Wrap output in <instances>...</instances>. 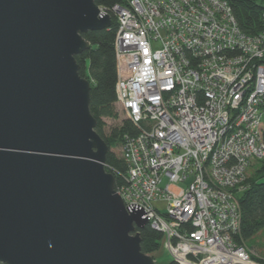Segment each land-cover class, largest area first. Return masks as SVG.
<instances>
[{
    "label": "built area",
    "instance_id": "obj_1",
    "mask_svg": "<svg viewBox=\"0 0 264 264\" xmlns=\"http://www.w3.org/2000/svg\"><path fill=\"white\" fill-rule=\"evenodd\" d=\"M102 10L118 22L117 102L138 128L115 186L127 210L178 264H260L238 236L248 169L264 162V28L246 33L228 0Z\"/></svg>",
    "mask_w": 264,
    "mask_h": 264
},
{
    "label": "water",
    "instance_id": "obj_2",
    "mask_svg": "<svg viewBox=\"0 0 264 264\" xmlns=\"http://www.w3.org/2000/svg\"><path fill=\"white\" fill-rule=\"evenodd\" d=\"M95 0H0V263L158 264L106 169L76 55Z\"/></svg>",
    "mask_w": 264,
    "mask_h": 264
},
{
    "label": "trees",
    "instance_id": "obj_3",
    "mask_svg": "<svg viewBox=\"0 0 264 264\" xmlns=\"http://www.w3.org/2000/svg\"><path fill=\"white\" fill-rule=\"evenodd\" d=\"M232 5L237 20L242 29L248 34H257L264 28L263 13L264 0H228ZM104 10L110 12L112 7L124 0H95ZM112 23L109 27L100 30H90L84 37L90 42V48L76 55L80 64V75L91 82L90 109L97 119V132L110 146L107 153L106 169L115 175L117 186L127 165L111 148L124 140L126 132L136 133L137 126L125 118L120 128L114 129L109 135L105 133V118H116V83L118 81V66L116 56V36L118 22L111 12ZM264 162L253 178L249 176L246 188L240 196L243 211L241 235L238 241L247 242L258 232L264 229ZM141 234L142 250L155 255L162 248L163 234L154 229L150 223L139 229ZM155 257V256H154ZM260 264H264V257L253 256ZM159 264L160 261H157ZM167 264H178L175 260Z\"/></svg>",
    "mask_w": 264,
    "mask_h": 264
},
{
    "label": "rangeland",
    "instance_id": "obj_4",
    "mask_svg": "<svg viewBox=\"0 0 264 264\" xmlns=\"http://www.w3.org/2000/svg\"><path fill=\"white\" fill-rule=\"evenodd\" d=\"M116 111L118 112V117L105 118V133L107 135H109L114 129L120 128L121 124L123 123V120L127 118L126 112L121 108V106L118 104L117 101H116ZM121 148H122V143L115 145L111 149L114 150L116 154L121 158V153H122ZM109 150H110V146H109ZM262 164H263L262 161L255 159L253 161V164L248 169V175L254 178L257 175V170L261 168ZM260 179L264 181V175ZM245 243L249 248V250L252 252L253 256L264 257V229L258 232L251 240ZM149 255L153 256L152 254ZM154 256L153 257L156 260V262L160 261L161 264H167L173 259L172 256L164 248H161V250L156 252ZM0 264H4V263H0Z\"/></svg>",
    "mask_w": 264,
    "mask_h": 264
}]
</instances>
